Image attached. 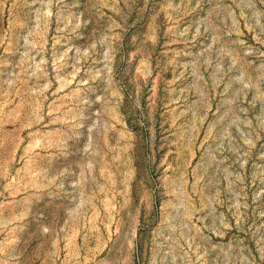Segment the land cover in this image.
<instances>
[{"label":"rangeland","instance_id":"1","mask_svg":"<svg viewBox=\"0 0 264 264\" xmlns=\"http://www.w3.org/2000/svg\"><path fill=\"white\" fill-rule=\"evenodd\" d=\"M0 264H264V0H0Z\"/></svg>","mask_w":264,"mask_h":264}]
</instances>
